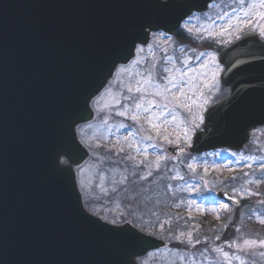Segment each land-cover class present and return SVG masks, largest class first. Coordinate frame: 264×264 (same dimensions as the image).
<instances>
[{
    "label": "water",
    "instance_id": "obj_1",
    "mask_svg": "<svg viewBox=\"0 0 264 264\" xmlns=\"http://www.w3.org/2000/svg\"><path fill=\"white\" fill-rule=\"evenodd\" d=\"M214 1L0 0V264H141L167 249L85 212L76 171L89 154L77 129L92 122L94 101L138 46L153 33L173 36L189 12ZM218 62L230 94L206 111L189 155L240 152L264 126V42L246 33L218 51ZM216 196L240 207L227 192Z\"/></svg>",
    "mask_w": 264,
    "mask_h": 264
},
{
    "label": "rangeland",
    "instance_id": "obj_2",
    "mask_svg": "<svg viewBox=\"0 0 264 264\" xmlns=\"http://www.w3.org/2000/svg\"><path fill=\"white\" fill-rule=\"evenodd\" d=\"M252 2L259 4L260 0H245L244 7ZM255 11L264 12V8H257ZM237 16L242 21L251 19L252 24H259L264 28V20L245 17L235 0H218L205 14L194 15L190 22L187 20L179 29L190 38L189 45L180 44L174 37L166 34L161 36L157 43L155 37L160 33L154 34L150 46L142 51L138 49L136 57L125 67L128 68V73L122 74L118 71L116 78L99 96V102L94 103L95 116L92 123L77 129L78 140L90 154L89 161L79 169V182L77 181L85 210L111 225L130 222L139 231L169 243L170 249L150 254L143 264H225L222 252L228 254L231 264H264V255H261L264 248L258 244L247 255L230 248L228 245L232 243L215 246L218 233L232 221L233 210L228 206L227 210L219 207L224 204L216 201L203 203L205 200H201L204 195L206 196L203 199L213 198L216 191L224 189L225 183L234 182L238 177L244 180V188L231 192L242 200L251 196L250 186H257L258 173L264 171V128L252 133L250 143L242 152L222 149L215 153L183 156L176 160H170L164 152L165 147L169 145L190 146L193 136L201 131L204 112L227 96L228 90L220 85L223 68L218 63L217 52L225 47L224 40L236 41L233 33L236 27L240 26ZM202 24L206 29L209 24L212 26L208 31H198ZM229 24L233 27L228 33L223 36L216 35L221 28H227ZM250 27L251 25L245 27L239 34L251 31ZM189 28L192 29L191 32L187 30ZM252 32L259 35V28ZM259 37L262 38L260 35ZM181 49L184 51H180ZM201 52L204 53L203 56H200ZM197 56L199 59H196ZM213 56L215 60L212 59ZM166 57L172 59L168 60ZM153 63L157 68L166 64L175 65L184 71L191 70L185 78L187 83L185 80L180 81V88L184 93L180 103L187 107L170 105L171 113H165L163 118L169 121L168 126L162 127L161 121H154L159 131L153 130L145 120L136 123L131 118L116 115V112L123 111L122 105L127 103L124 100L128 95L125 85L137 78L136 73L150 68ZM184 64L188 67L184 68ZM176 75L179 78V73ZM172 91L175 93L177 89ZM160 111L159 107L152 108V112L157 114ZM172 116H175V120ZM121 124L125 126L120 127ZM141 125L146 131H139ZM185 132L187 136L184 135ZM143 136L150 138L141 139ZM121 148L123 151H119ZM129 156L133 159H128ZM188 164H192L196 171L192 172L187 167ZM245 173L247 175H244ZM141 176L146 179H141ZM248 181L252 183L249 184ZM129 184L136 186L135 192L138 194L137 198H133L134 195L127 202L126 198L120 196V190L127 188ZM184 198H187L185 212H178L176 209L172 211L171 208L182 207ZM152 202L153 205L148 207ZM250 213L251 216H256L260 223L264 221V217L258 213ZM206 216L211 217L209 222L202 223L206 225L203 227L199 223ZM246 216L244 210L240 211L241 221ZM213 225L217 232L214 240L207 238L213 236ZM178 226L180 228L177 230ZM201 230L208 231L209 235H202ZM189 231L193 234L194 247L187 243ZM181 233L184 235L181 236ZM198 238H203L200 240L202 243L209 242L212 248L222 251L213 252L212 248H203L195 243L194 240ZM242 238L235 242L237 246L242 245ZM175 244H183V248H177ZM236 256H240L242 260H237Z\"/></svg>",
    "mask_w": 264,
    "mask_h": 264
},
{
    "label": "snow or ice",
    "instance_id": "obj_3",
    "mask_svg": "<svg viewBox=\"0 0 264 264\" xmlns=\"http://www.w3.org/2000/svg\"><path fill=\"white\" fill-rule=\"evenodd\" d=\"M235 3L237 6L241 8V11L243 12L245 17H254L259 18L261 20H264V12L255 11L257 8H264V0H260L259 4L257 3H248L247 7H244L245 0H235ZM173 4L169 2V0H165L163 3L156 4V7L158 8H169L172 7ZM211 7V5H208ZM235 10V9H234ZM202 11V10H201ZM189 22L190 18L193 15V13L189 12L188 14ZM227 15V13H225ZM221 19L223 17H220ZM183 19V18H182ZM211 18L209 17V20ZM238 23L240 26L236 27L235 29V40H240L241 35L239 33H242L245 27H249L251 25L250 30L256 31L259 28V35L264 38V28H261L259 24H252L251 19L249 21H242L239 16L236 17ZM214 23V21H213ZM211 24L208 25V28L206 29L204 25H200L198 31H208L211 28ZM233 26L231 24L228 25L227 28H221L220 31L216 34L219 36H223L225 33L229 32V29H231ZM189 32L192 31L191 28L187 29ZM211 35V33H209ZM165 36V33H160L155 37L157 43H159L160 37ZM147 42L146 40L144 41ZM165 42H167V38L165 39ZM232 40H224L223 45L227 47L229 44H231ZM139 51H142V49H139ZM180 51H184V49H181ZM204 53L201 52L200 56H203ZM166 59L171 60V57H166ZM196 59H199V56L196 57ZM213 60H215V56L212 57ZM135 63H140V61H135ZM183 64V61H181ZM187 64H184V68H187ZM202 67H207V65H202ZM122 74L128 73V68H124L122 70H119ZM189 71H191L189 69ZM189 71H184L182 68L176 67L175 65H162L160 68H157V65L153 63L150 68L145 69L144 71L136 73L137 78H133L130 80L128 84L125 85L126 91L128 93L127 96L124 97V100L127 101V103L123 104V111L116 112V115L118 116H124L125 118H131L132 121L139 123L141 120H145L150 127L153 130L159 131V127L157 126L154 121H161L162 127H167L169 121L166 119H163L165 117V113H171V106L174 107H187V105H182L180 103L181 98L184 96V93L182 89L180 88V81L185 80V83H187V80L185 79L189 75ZM177 73H179V78H177ZM129 75H131L129 73ZM215 75V73H214ZM123 83V81H121ZM173 89H177V92L173 93ZM99 101H97L98 103ZM153 107H159L161 109L160 113L157 114L155 112H152ZM145 114V115H142ZM172 119L175 120V116H172ZM107 123V121H105ZM125 125L121 124L120 127H124ZM140 132L146 131L141 125L139 128ZM129 135H136L134 133H129ZM185 136H187V133H184ZM148 136H143L141 139H149ZM127 139V137H125ZM167 139V137H165ZM179 139V137H177ZM71 147V146H69ZM119 151H123V148L119 149ZM128 159H133V157H128ZM159 166V159L157 160V167ZM136 167H139V165H136ZM187 167L192 171L195 172L196 169L193 167L192 164H188ZM135 175V173H133ZM151 175V172L149 173ZM244 175H247L245 173ZM175 178V177H174ZM141 179H146V177L141 176ZM180 179H183V177H180ZM233 179H236L233 177ZM249 184L252 183V181H248ZM257 187H259V182L257 183ZM235 192L236 189H233ZM254 193H249V195H252ZM243 198V197H242ZM219 207H223L225 210H227V205H220ZM262 224H264V221H261ZM236 232H240V228L237 227L235 229ZM184 233H181V236H183ZM134 239V238H130ZM179 239V237L177 238ZM219 239V237H217ZM200 241L197 239L195 240V243H199ZM187 243L191 246H195L193 243V234L191 231L187 233ZM259 245L261 248H264V239L256 240V239H244L242 238V245L237 246L235 241L228 245L230 248H234L238 252H243L245 255L249 254V251L256 245ZM211 251L217 252L222 251L217 248H212ZM223 258L225 260V264H231V258H229L227 253H223ZM261 255H264V253H261ZM237 260H242L240 256H236Z\"/></svg>",
    "mask_w": 264,
    "mask_h": 264
},
{
    "label": "trees",
    "instance_id": "obj_4",
    "mask_svg": "<svg viewBox=\"0 0 264 264\" xmlns=\"http://www.w3.org/2000/svg\"><path fill=\"white\" fill-rule=\"evenodd\" d=\"M175 38L178 40L180 44L183 45H189V43L191 42L189 38L186 35L182 34L181 32L177 33ZM258 174H259L258 177H261L260 178L261 183L259 187L255 186L256 197H254V199L252 200L242 202V208L248 207L254 212L258 210H262V212L261 213L258 212V214L261 217H264V171L261 173L259 172ZM177 209L183 210L182 207ZM236 214L238 213L236 212ZM202 221H204V219ZM237 227L240 228V232L235 231ZM242 235L246 237L250 235V237L256 240L264 239V225L258 222L251 215L249 216V218H245V220L243 221H241L236 215L235 220L232 223H230L229 226H227L223 230V232L219 235L221 237L220 243L231 241L234 238L238 239Z\"/></svg>",
    "mask_w": 264,
    "mask_h": 264
}]
</instances>
